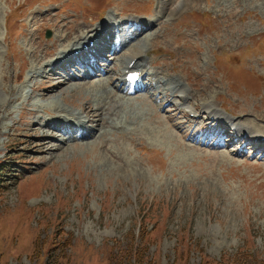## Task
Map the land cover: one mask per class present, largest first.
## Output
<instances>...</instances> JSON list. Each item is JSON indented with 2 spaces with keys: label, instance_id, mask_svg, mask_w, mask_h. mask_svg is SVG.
<instances>
[{
  "label": "rangeland",
  "instance_id": "obj_1",
  "mask_svg": "<svg viewBox=\"0 0 264 264\" xmlns=\"http://www.w3.org/2000/svg\"><path fill=\"white\" fill-rule=\"evenodd\" d=\"M180 2L0 0V264H264V152L226 134L231 124L214 132L221 122L205 109L212 102L264 138V0ZM56 13L81 28L43 20ZM126 18L153 29L107 57L110 74L42 82L47 47L62 51L82 32ZM146 50L154 52L146 77L183 82L188 101L157 105L147 92L121 99L124 109L111 115L121 131L59 132L66 143L29 114L45 107L48 119L100 118L113 90L107 80L119 77L127 52ZM168 114L190 138L181 140ZM193 115L201 119L192 125Z\"/></svg>",
  "mask_w": 264,
  "mask_h": 264
},
{
  "label": "bare ground",
  "instance_id": "obj_2",
  "mask_svg": "<svg viewBox=\"0 0 264 264\" xmlns=\"http://www.w3.org/2000/svg\"><path fill=\"white\" fill-rule=\"evenodd\" d=\"M187 1L189 0H181L178 8L182 9L184 6L183 2L187 3ZM58 14L56 13L54 16L50 14L49 15L51 16L50 18L45 16L43 20L51 19V20H56L60 22L61 24H63V20H60ZM160 20L162 19L158 17L157 23H159ZM150 23L151 21L150 22L148 21V23L144 25L141 22H135L133 19H127V18L123 22L112 21L111 19H109L105 22V24L100 23L98 26H96L94 30L82 32L81 34L75 36V38L73 37V40H72L73 42L71 41L72 43H70L62 51H57L55 44H53L50 47H47L45 50L44 58L38 62L39 65H42V69L40 68L39 70H43V68L47 66L48 68H50V73L54 74L53 76H57L60 78L53 79L50 77L49 75L50 73L48 75L47 73H45L47 76H49V78L44 79V81L42 80V82L58 81V82H61L63 86V85H66L67 81L69 83L71 81H75L77 78L78 80L80 79V80L88 81V80H92L93 78L97 77L100 74H102L103 76H107V74H110V72H112L115 69L111 68L110 64L112 62H109L106 57L110 56L111 54L109 59H112L114 57V61H115L118 53L122 52L123 49H125L124 47H126L131 42H134V41L137 42L142 37H144L146 33L150 32L153 29V25H151ZM71 24L72 25L63 24L65 26L64 28H66V31H67V28H71L72 31L75 30L76 28H81L79 27L80 23H78L77 19L72 20ZM127 26L129 27L127 28ZM134 27L135 29L132 30L133 32H130L129 28H134ZM86 28L90 29L87 26ZM115 32L119 34L120 37H119L117 46L112 50L110 43L111 41H113ZM92 33L93 35H91ZM126 34H130L129 37H131V40L129 43L126 42L127 39H124L126 37L125 36ZM68 37L69 35L67 34L66 38ZM36 41L39 43L34 41L35 45L39 46L40 44V46H43V41H41L40 39H37ZM92 41L94 42V46L91 47ZM142 41H145V40H141V42ZM86 45H88L89 47L85 48ZM93 52L96 53L94 55L95 57L91 56V58H88L86 60L85 57L88 56V54L93 53ZM150 52L151 50L140 51L136 55H134L133 53H129V54L128 52L126 53V55H128L127 61L126 62L120 61L121 68H119L120 74L118 75L120 77H117L115 80H113L112 78H109V80H107V83L109 84V86L113 88V90L108 92L110 101L109 103H106L104 105L105 109H103V114L102 116H100V118L96 119L94 116H92V118H89L86 115L87 118L84 119V117L74 116L73 117L75 118L74 123H72L69 120L70 117L62 116V115H58V116L56 115L57 116L56 118L48 119L42 115L43 112H45L46 114L50 113L48 108H45V107H40L41 110L33 108L32 110H30L29 114H31V117H35L34 114L36 115L39 114L38 116L39 119L36 118L35 122L39 121L40 128H46L48 129V131L52 132L54 134V138H53L54 140L60 141L62 143H66L68 140L59 139L60 137V136L58 137L59 132H63L64 134L70 135L69 137L72 139L73 137L71 136H73L72 135L73 133L75 134L80 133L79 135L80 139H85V138H95L96 136L98 138V134H99V137L100 136L106 137L112 131H121L122 128L120 127V124L116 123L117 110L119 109L120 111L121 109H124L122 108V106H124L122 102H126L127 100L126 98L129 99V97L131 96H137L138 94H140V96H143L144 93L147 92L148 95L151 96L150 98L152 97L154 98L153 103H156L157 105L162 100L167 101V103H170V102L172 103L174 97L179 98V99L181 98L183 100L190 99V97L193 96V94H191V90H186V88L182 85V83H180L179 80H175L176 85H174L172 88L167 87L165 84L166 81L164 80V78L159 76L162 73L159 74L158 72H155L152 77H149V78L147 77L148 79L145 84H143L142 81H139L138 83L131 85V84H128L126 80H124V78L126 77V74L133 72V71L141 72V75L144 78L150 75L147 72V68H148L147 63L149 62H147V60L145 59L146 58L145 55L146 54L149 55ZM132 64L133 66L131 67ZM94 66L96 67V70L100 71V73H95L96 71L95 68H92V70H95V71L90 70V68ZM109 66H110V69H109ZM72 69H74L78 73L77 74L74 73L71 76L70 75L66 76L65 74ZM125 71L127 72L125 73ZM39 72L40 71H38V74ZM35 88H36V85L32 87V90H34ZM161 89L163 90L161 91ZM154 91H158V93L157 94L151 93ZM119 92L122 93L123 96L118 95ZM121 99H122V102L120 101ZM205 109L208 111L207 114L209 116H213L215 120L221 122V124L216 123V125L214 126L216 127V130H214V132H218V131L223 132L224 130L223 125L227 126L231 124L233 128L228 129V131L226 130V134L234 132V134L237 135V138L236 139L234 138L235 140L244 141L246 139L248 143L246 144L245 148L247 147L251 149L258 148L257 149L259 150L257 151L258 154L260 152H264V143H263L264 138L260 141L259 140L260 135L252 128V126L245 125L242 123H235L231 121L230 119L224 118L223 116H221L222 114L218 112V109L215 107V105L212 102L210 104L208 103V105L205 106ZM115 111H116V116L114 117H116V119L114 120L111 118V115ZM173 111L175 114H179L178 108H175V110ZM158 118L160 119V116H158ZM194 119L195 120L193 121L189 120L188 122L192 124L193 122H196L197 120L201 118L198 115ZM164 120L167 121L173 128L178 127L179 129L178 132L182 134L181 140L183 138L185 139L190 138L188 134L191 129L187 132L185 129L181 128V126L178 123H176V116H170L168 114L164 117ZM160 121L162 120L160 119ZM204 121L205 122L202 123L203 127L204 129H208L210 125L209 124L210 120H204ZM90 124H93V125H90ZM196 140L197 138L192 137L191 142H195ZM258 140L260 142H258ZM198 141H200V139H198ZM203 144L206 145L207 142L206 144L205 142ZM214 147L216 148V146H213V148ZM245 148L243 147L242 149H245ZM109 151L113 155L112 149H110Z\"/></svg>",
  "mask_w": 264,
  "mask_h": 264
},
{
  "label": "water",
  "instance_id": "obj_3",
  "mask_svg": "<svg viewBox=\"0 0 264 264\" xmlns=\"http://www.w3.org/2000/svg\"><path fill=\"white\" fill-rule=\"evenodd\" d=\"M47 37H50V33H48V36Z\"/></svg>",
  "mask_w": 264,
  "mask_h": 264
}]
</instances>
